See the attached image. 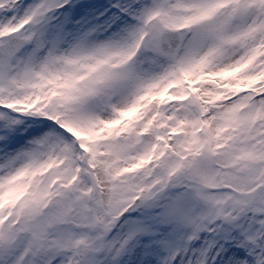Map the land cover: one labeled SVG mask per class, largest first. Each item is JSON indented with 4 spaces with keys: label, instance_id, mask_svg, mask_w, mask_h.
<instances>
[{
    "label": "snow or ice",
    "instance_id": "6c2138e0",
    "mask_svg": "<svg viewBox=\"0 0 264 264\" xmlns=\"http://www.w3.org/2000/svg\"><path fill=\"white\" fill-rule=\"evenodd\" d=\"M0 264H264V0H0Z\"/></svg>",
    "mask_w": 264,
    "mask_h": 264
}]
</instances>
